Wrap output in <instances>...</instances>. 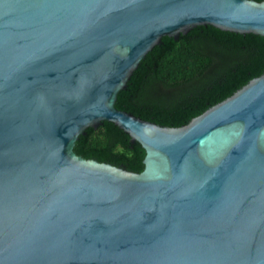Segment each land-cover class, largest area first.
<instances>
[{
    "label": "water",
    "instance_id": "95a60500",
    "mask_svg": "<svg viewBox=\"0 0 264 264\" xmlns=\"http://www.w3.org/2000/svg\"><path fill=\"white\" fill-rule=\"evenodd\" d=\"M197 26L264 38V2L0 0V264H264V74L178 128L115 105ZM104 121L140 172L76 155Z\"/></svg>",
    "mask_w": 264,
    "mask_h": 264
},
{
    "label": "trees",
    "instance_id": "16d2710c",
    "mask_svg": "<svg viewBox=\"0 0 264 264\" xmlns=\"http://www.w3.org/2000/svg\"><path fill=\"white\" fill-rule=\"evenodd\" d=\"M263 74L264 38L197 26L177 40L163 36L140 61L127 87L119 91L115 105L163 127L178 128ZM74 152L134 172L143 169L141 143L132 142L111 121L88 128Z\"/></svg>",
    "mask_w": 264,
    "mask_h": 264
}]
</instances>
